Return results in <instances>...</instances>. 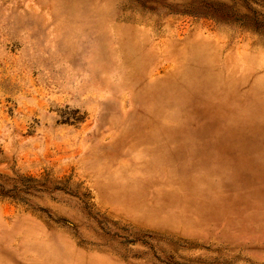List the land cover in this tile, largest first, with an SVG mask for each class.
I'll return each mask as SVG.
<instances>
[{
  "label": "rangeland",
  "instance_id": "obj_1",
  "mask_svg": "<svg viewBox=\"0 0 264 264\" xmlns=\"http://www.w3.org/2000/svg\"><path fill=\"white\" fill-rule=\"evenodd\" d=\"M0 264H264V0H0Z\"/></svg>",
  "mask_w": 264,
  "mask_h": 264
}]
</instances>
